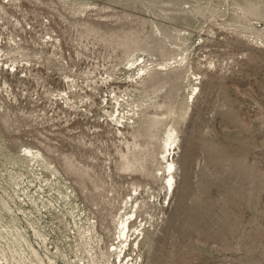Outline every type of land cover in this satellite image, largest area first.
<instances>
[{"label":"rangeland","instance_id":"374dc122","mask_svg":"<svg viewBox=\"0 0 264 264\" xmlns=\"http://www.w3.org/2000/svg\"><path fill=\"white\" fill-rule=\"evenodd\" d=\"M0 264H264V0H0Z\"/></svg>","mask_w":264,"mask_h":264},{"label":"bare ground","instance_id":"6f19581e","mask_svg":"<svg viewBox=\"0 0 264 264\" xmlns=\"http://www.w3.org/2000/svg\"><path fill=\"white\" fill-rule=\"evenodd\" d=\"M141 71L143 72L142 76L144 77L145 74L147 73V69L142 68ZM116 102H118V100ZM118 114H119V116L115 120H116L117 124H119L120 127H122L123 124L125 123V121L123 119H125L126 117L125 116L121 117L120 112H118ZM112 117H113V119L115 118V112L112 114ZM129 120H131V119H128V121ZM173 136H174V132H169L167 140L165 142V146H166L165 152L163 153V159L167 161V165H168L166 167V171H165V174L168 175V176H166V180H168L167 184H166L167 192L170 191V190L173 191V182H174L173 170L175 169V167H174L175 165H174L173 161L171 162V158H172L171 156L173 155V153L171 152V150H172L171 147L175 143L174 142L175 139H174ZM27 153L31 154V151H27ZM131 203L133 204V196H131ZM127 205H128V202H127L126 206ZM133 207H134V205H133ZM133 214L134 213H132V212L124 213V215L120 218V221H119V224H118L119 228H117V229L119 230V233H118V235H119V237H118L119 245L116 246V249H114V250H116L118 252L119 249H120V254H122V252L124 251L125 247L128 245V241L130 240L129 230H130L131 226L129 224V220L131 219ZM134 231H135L134 233H136L137 236L138 235H140V236L142 235V232L140 231L139 227H136V229L134 228ZM137 236H135V237L137 238Z\"/></svg>","mask_w":264,"mask_h":264}]
</instances>
